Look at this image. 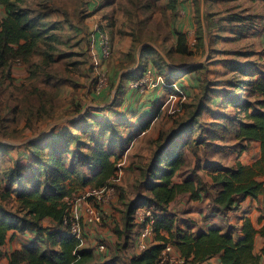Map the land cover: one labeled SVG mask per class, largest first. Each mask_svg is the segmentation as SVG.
<instances>
[{
    "label": "rangeland",
    "instance_id": "rangeland-1",
    "mask_svg": "<svg viewBox=\"0 0 264 264\" xmlns=\"http://www.w3.org/2000/svg\"><path fill=\"white\" fill-rule=\"evenodd\" d=\"M104 1L23 0L41 15L61 20L45 23L51 39L28 63L11 67L9 77L0 70V207L19 213L15 194L2 200L5 173L17 162L27 164L35 144L53 132L73 131L74 121L116 122L117 114L128 112L117 129L121 140L110 145L115 155L122 154L120 179L111 181V196L94 203L102 212L95 224L118 234L119 247L130 233L128 204L146 193L142 181L156 150L171 151L174 138H168L184 123L196 121L191 131L175 136L187 142L183 170L195 172L208 159L228 161L239 148L233 132L245 115L227 102L236 91L232 83L250 79L233 69L236 63L252 62L254 71L264 70V0H108L111 6ZM179 31L186 33V53L176 51ZM101 37L111 44L106 58ZM148 70L153 83L132 86ZM245 88L236 91L239 101L247 97ZM90 186L78 187L73 198L84 214Z\"/></svg>",
    "mask_w": 264,
    "mask_h": 264
},
{
    "label": "trees",
    "instance_id": "trees-1",
    "mask_svg": "<svg viewBox=\"0 0 264 264\" xmlns=\"http://www.w3.org/2000/svg\"><path fill=\"white\" fill-rule=\"evenodd\" d=\"M22 2L0 0V5L6 10L0 24V70H6L7 77L13 64L28 63L39 45L51 39V36H47L45 23L37 17L33 18L29 9L21 7ZM177 35L176 51L186 53V33L179 31ZM235 65V71L250 79L231 85L236 91L247 87L245 99L239 101L240 93L234 91L227 102L240 108L245 115V119L238 120L234 135L240 142H260L261 155L252 165L238 161L231 167L221 164L209 166L213 185L219 187L214 199L216 208L223 214L234 209L239 198L264 196V70L254 71L256 67L252 62ZM223 91L228 95L227 90ZM198 114L201 112L198 111ZM195 122L184 123L178 132L169 136L168 142L174 138L171 151L156 150L142 181L146 193L128 204L126 228L130 233L127 241L136 239L138 228L135 213L139 206L150 207L155 213V209H160L161 214H157L154 226L157 242L128 258L125 264H159L167 244H172L175 251L192 264L202 263L216 255L221 257L220 264H260V255H256L253 248L256 233L260 231L264 235V229L257 230L249 219L244 221L243 235L236 239L232 229L218 226L202 232L177 227L174 214L169 212L168 207L177 195L190 192L191 197L197 200L204 190L190 177L184 180L177 177L185 163L187 142L176 141L175 136L181 137L191 131ZM73 123V131L53 132L46 142L34 145L33 158L27 164L17 162L5 173L2 200L15 194L16 210L22 214L4 212L0 207V264L3 246L13 230H33L37 236L29 244L9 254L8 264H119L118 257L96 262L94 249L82 248V237L72 233L69 217L78 187L89 184L108 187L115 178L119 169V155L112 152L110 145L121 140L117 136V129L123 121L106 119L101 122L94 118L88 122ZM95 124L98 130H93ZM108 133L110 135L105 143L103 137ZM87 135H90L89 138L85 137ZM241 147L245 149V145ZM79 167L89 172L83 173ZM15 185L17 187L12 190ZM66 197L70 200H66ZM45 218H50L55 224L44 226L42 220ZM133 228H137L133 233L135 235H131Z\"/></svg>",
    "mask_w": 264,
    "mask_h": 264
},
{
    "label": "crops",
    "instance_id": "crops-1",
    "mask_svg": "<svg viewBox=\"0 0 264 264\" xmlns=\"http://www.w3.org/2000/svg\"><path fill=\"white\" fill-rule=\"evenodd\" d=\"M86 2L92 0H85ZM105 6H111L112 3L108 0H105ZM21 7L27 8L31 11V16L33 18H39L43 23H46L52 19L61 20L57 15L54 18H51L50 15H41L39 11L34 8V6L29 5L26 2L21 3ZM6 16V10L3 5H0V24L1 20ZM106 20V19H105ZM78 36L75 32L73 36ZM74 40L72 42L74 43ZM80 39L77 42H79ZM92 45H90V48ZM87 50V46L85 47ZM85 50V52H87ZM91 50V49H90ZM95 50V49H94ZM24 62L17 63L16 66H12V70H18L20 65H23ZM192 83H197L194 80L193 74L189 76ZM193 79V80H192ZM224 93V91H222ZM219 99V96L213 98V102ZM219 101V100H218ZM128 112H126L127 114ZM124 113L117 114L115 117L118 119H124L127 115ZM122 121H127L122 120ZM234 133V132H233ZM235 137V135H234ZM236 139V138H235ZM237 144L239 148L235 147V151H231L229 154L228 161H223L220 158H213L212 160H206V164L202 167H198L195 172H190L188 170H183L184 164L181 170L178 172L177 177L179 180H184L188 177L192 178L196 184L204 187V190L200 193V198L194 200L191 197L190 192L181 193L177 195L175 200L171 202L168 209L169 212L174 214L175 216V225L177 227L191 230L192 232H202L208 230L210 227L218 226L223 229H232V234L234 238H239L243 235L242 228L245 219H249L253 226L257 230L264 229V196L260 195L258 198H254L251 196L245 198H239L238 202L234 209L227 211L225 214L221 213L215 204V197L219 191V187H215L213 185L212 172L210 170V165L221 164L226 167L234 166L238 161H241L245 165H252L261 155V146L258 141H244L240 142L237 140ZM239 143V144H238ZM242 145H245V149L242 150ZM239 149V150H238ZM239 151V152H237ZM124 153V150L123 152ZM118 155V154H117ZM218 156V152H216ZM122 154L119 156L118 161H122ZM188 157L187 152L185 153V158ZM114 158V156H113ZM124 163H118L119 169L120 165ZM122 167V166H121ZM118 169V170H119ZM185 171V172H184ZM182 173L180 176L179 173ZM120 176L118 171L116 172L115 178L113 180H119ZM264 180V177H263ZM134 199V198H133ZM132 199V200H133ZM80 203L72 206L71 215L78 217L82 225L81 237L83 239L82 248H93L95 252L96 262L100 263L105 260H110L113 257H118L119 264H125L128 258L133 255L139 254L141 250L138 248L137 239H131L130 242H125L123 246H117L115 242L120 243V239L118 234L109 231L106 232V228L100 227L99 224H90L86 222V214L84 212H80ZM118 219V218H117ZM116 221V220H115ZM114 221V222H115ZM42 224L44 226H53L55 223L50 218H45L42 220ZM122 227V226H120ZM108 229V228H107ZM137 228H133L132 234L136 231ZM135 235V234H134ZM36 234L33 230H25V231H11L9 233L6 244L3 246V257L2 264H8V255L17 249H21L23 246L29 244L32 240L36 239ZM108 240H107V239ZM157 241L155 240V236H151L147 238L146 243L147 246H151L155 244ZM101 243L106 244V250L100 251L99 245ZM124 248V249H123ZM5 250H8L6 253ZM253 252L256 255H260V264H264V235L258 231L255 235V242ZM221 257L220 255H216L212 258H209L202 262V264H220ZM25 264V263H23Z\"/></svg>",
    "mask_w": 264,
    "mask_h": 264
},
{
    "label": "built area",
    "instance_id": "built-area-1",
    "mask_svg": "<svg viewBox=\"0 0 264 264\" xmlns=\"http://www.w3.org/2000/svg\"><path fill=\"white\" fill-rule=\"evenodd\" d=\"M102 57L106 58L111 53V44L109 40L105 37L100 39ZM147 75L140 81H136L132 86L143 87L147 84L153 83V73L151 70H148ZM114 189L110 186L108 187H94L90 186L85 189L84 197L88 200L86 203V222L96 223L100 221L102 212L101 210L94 205V203H99L102 200L108 198L113 194ZM66 200H70L69 197H66ZM157 219V214H154L153 209L146 206H140L137 208L135 213V224L138 228V233L136 239L138 241L139 250L146 248L147 238L154 236L155 234V221ZM71 231L74 235L80 236L82 231V225L78 217L70 215L69 217ZM67 222V220H66ZM99 250H106V244L101 243L99 245ZM159 264H192V262L185 257L181 256L178 252L175 251L172 244H167L166 248L162 252V257ZM197 264V263H195ZM202 264V263H198Z\"/></svg>",
    "mask_w": 264,
    "mask_h": 264
}]
</instances>
